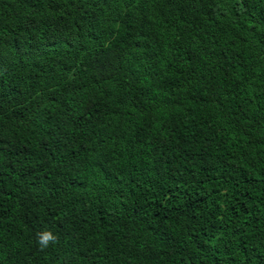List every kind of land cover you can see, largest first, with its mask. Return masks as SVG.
<instances>
[{
    "label": "trees",
    "instance_id": "obj_1",
    "mask_svg": "<svg viewBox=\"0 0 264 264\" xmlns=\"http://www.w3.org/2000/svg\"><path fill=\"white\" fill-rule=\"evenodd\" d=\"M0 264H264V0H0Z\"/></svg>",
    "mask_w": 264,
    "mask_h": 264
},
{
    "label": "clouds",
    "instance_id": "obj_2",
    "mask_svg": "<svg viewBox=\"0 0 264 264\" xmlns=\"http://www.w3.org/2000/svg\"><path fill=\"white\" fill-rule=\"evenodd\" d=\"M58 242V238L51 231L45 230L38 234V243L40 247L47 248L50 244Z\"/></svg>",
    "mask_w": 264,
    "mask_h": 264
}]
</instances>
